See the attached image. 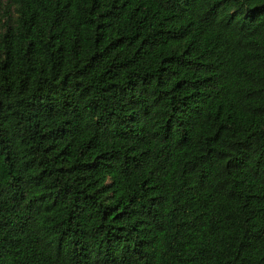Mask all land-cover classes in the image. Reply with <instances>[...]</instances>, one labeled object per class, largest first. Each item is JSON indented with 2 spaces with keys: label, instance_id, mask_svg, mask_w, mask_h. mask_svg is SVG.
Segmentation results:
<instances>
[{
  "label": "trees",
  "instance_id": "1",
  "mask_svg": "<svg viewBox=\"0 0 264 264\" xmlns=\"http://www.w3.org/2000/svg\"><path fill=\"white\" fill-rule=\"evenodd\" d=\"M0 264H264V0H0Z\"/></svg>",
  "mask_w": 264,
  "mask_h": 264
}]
</instances>
